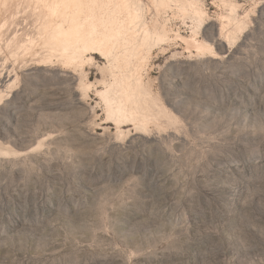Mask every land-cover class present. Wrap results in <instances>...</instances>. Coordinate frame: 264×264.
<instances>
[{
    "label": "rangeland",
    "instance_id": "1",
    "mask_svg": "<svg viewBox=\"0 0 264 264\" xmlns=\"http://www.w3.org/2000/svg\"><path fill=\"white\" fill-rule=\"evenodd\" d=\"M202 1L218 57L153 47L143 107L119 123L77 70L0 52V89L18 75L0 106V264H264V7L236 0L257 7L224 45L225 8ZM170 24L190 34L188 18Z\"/></svg>",
    "mask_w": 264,
    "mask_h": 264
},
{
    "label": "bare ground",
    "instance_id": "2",
    "mask_svg": "<svg viewBox=\"0 0 264 264\" xmlns=\"http://www.w3.org/2000/svg\"><path fill=\"white\" fill-rule=\"evenodd\" d=\"M151 1L161 21H147V6L141 0H0V7L6 11L0 19V52L14 59L28 56L32 64L77 70V88L83 94L94 88L106 118L119 123L131 114L129 103L135 101L136 108L143 107L137 98L147 92L142 71L153 47L162 48L164 43L180 40L189 53L212 57L219 54L211 55L209 44L213 46V42L200 35L209 18L202 0ZM220 2L225 10L217 15L216 40L230 45L246 27L254 7L240 14L241 4L236 0ZM176 15L190 20V34L182 35L172 27L170 21ZM93 54L106 60L102 70L109 76L96 80L98 86L90 82L84 70L94 60ZM17 77L14 74L8 78L4 89H0V99L15 86Z\"/></svg>",
    "mask_w": 264,
    "mask_h": 264
},
{
    "label": "snow or ice",
    "instance_id": "3",
    "mask_svg": "<svg viewBox=\"0 0 264 264\" xmlns=\"http://www.w3.org/2000/svg\"><path fill=\"white\" fill-rule=\"evenodd\" d=\"M258 6H259V7H264V0H258ZM253 7H257V4L254 3V4H253ZM209 52H210L211 55H215L216 52H218V50L215 49V51H213V46H212L211 44H209ZM12 95H13V94H12ZM10 98H11V97H10ZM10 98H9V99H10ZM9 99H7V100L0 99V106L5 105L6 102H7Z\"/></svg>",
    "mask_w": 264,
    "mask_h": 264
}]
</instances>
